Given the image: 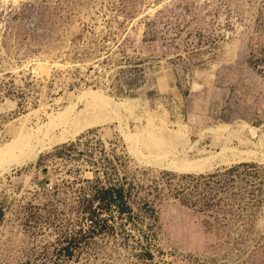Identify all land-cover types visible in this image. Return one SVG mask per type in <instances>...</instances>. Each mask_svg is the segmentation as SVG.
<instances>
[{
	"label": "rangeland",
	"instance_id": "374dc122",
	"mask_svg": "<svg viewBox=\"0 0 264 264\" xmlns=\"http://www.w3.org/2000/svg\"><path fill=\"white\" fill-rule=\"evenodd\" d=\"M71 105L0 176V264H264V0H0V149ZM240 162L234 205L201 206L188 176Z\"/></svg>",
	"mask_w": 264,
	"mask_h": 264
},
{
	"label": "bare ground",
	"instance_id": "6f19581e",
	"mask_svg": "<svg viewBox=\"0 0 264 264\" xmlns=\"http://www.w3.org/2000/svg\"><path fill=\"white\" fill-rule=\"evenodd\" d=\"M81 96H86V97H89L90 99L91 98L101 99L102 101H104L106 104H108L113 109L116 108L115 107L116 105L118 106V104L113 103L109 100L111 98L108 99V97L103 95L98 90L85 91ZM74 106L75 105H71L70 107H67L64 111H61L58 114L52 116L51 121L47 125L45 130H44V126L42 125V127H39V129L37 131L32 130V131H29L27 133H23V134L19 135L12 143L7 144V145L5 144L4 148L0 149V176L6 171L9 172V170H11V168L13 166H16L17 164H22L28 160H31L41 150H43L45 148L46 139H47V136L49 135V133L51 131H53L55 129V127H57V126L62 127V126H65L67 123H70L71 114H73L72 111L74 110L73 109ZM36 132H37L39 137L35 136ZM128 137H129V139L132 138V139H130V143H131V141L134 140V138H133V136H129V135H128ZM152 142L154 144L158 145L157 146L158 151H157V155L150 157L149 160H153L156 163H162L163 162V159H162L163 151L161 152V149L164 146V143L166 142V140H164V139L152 140ZM133 145H134V143H133ZM17 151L19 152V154L16 153ZM215 156L201 157V158H195V159L185 158V159H182L180 161H173V162L169 163V166L177 169L180 172H202V171L206 170L207 168L211 167L212 161H213ZM141 158L142 159L145 158V160H147L146 159L147 157L141 156Z\"/></svg>",
	"mask_w": 264,
	"mask_h": 264
},
{
	"label": "trees",
	"instance_id": "16d2710c",
	"mask_svg": "<svg viewBox=\"0 0 264 264\" xmlns=\"http://www.w3.org/2000/svg\"><path fill=\"white\" fill-rule=\"evenodd\" d=\"M256 165L255 162H240L218 168L210 173L188 176L187 184L199 196L198 203L201 206L217 213L234 205L239 198L237 188L243 189L241 182L244 175L249 174L251 168ZM99 195L109 204L118 202L121 212L131 209V204L124 200L125 195L121 188L104 187L99 190ZM89 209L93 215L96 214L91 208Z\"/></svg>",
	"mask_w": 264,
	"mask_h": 264
}]
</instances>
